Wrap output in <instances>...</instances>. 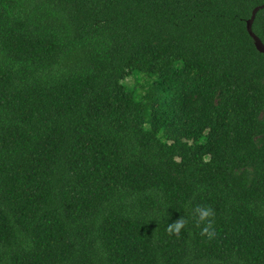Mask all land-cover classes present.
I'll return each instance as SVG.
<instances>
[{
	"label": "trees",
	"instance_id": "1",
	"mask_svg": "<svg viewBox=\"0 0 264 264\" xmlns=\"http://www.w3.org/2000/svg\"><path fill=\"white\" fill-rule=\"evenodd\" d=\"M263 3L0 0V264H264Z\"/></svg>",
	"mask_w": 264,
	"mask_h": 264
},
{
	"label": "clouds",
	"instance_id": "2",
	"mask_svg": "<svg viewBox=\"0 0 264 264\" xmlns=\"http://www.w3.org/2000/svg\"><path fill=\"white\" fill-rule=\"evenodd\" d=\"M207 159V158H206ZM191 219L194 221V226L200 229V235L212 240L217 235L215 226V211L210 205H197L191 210ZM189 218L181 217L175 222L168 224L166 231L170 236L179 238L182 230L187 226Z\"/></svg>",
	"mask_w": 264,
	"mask_h": 264
},
{
	"label": "rangeland",
	"instance_id": "3",
	"mask_svg": "<svg viewBox=\"0 0 264 264\" xmlns=\"http://www.w3.org/2000/svg\"><path fill=\"white\" fill-rule=\"evenodd\" d=\"M156 80V76L154 75H147V74H140L134 73L131 77L127 78L124 81V84L127 85L128 89H136L137 93H141L144 95L148 93V88L151 87V84ZM139 91V92H138Z\"/></svg>",
	"mask_w": 264,
	"mask_h": 264
},
{
	"label": "water",
	"instance_id": "4",
	"mask_svg": "<svg viewBox=\"0 0 264 264\" xmlns=\"http://www.w3.org/2000/svg\"><path fill=\"white\" fill-rule=\"evenodd\" d=\"M264 8V3L254 7L251 11L250 17L246 20V32L252 39L256 51L260 54H264V45L261 40L253 33L252 25L257 12Z\"/></svg>",
	"mask_w": 264,
	"mask_h": 264
}]
</instances>
